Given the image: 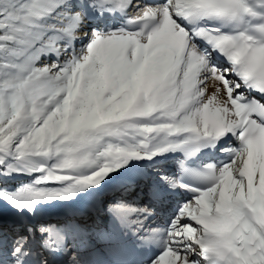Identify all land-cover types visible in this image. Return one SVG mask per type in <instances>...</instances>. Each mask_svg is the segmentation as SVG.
<instances>
[{
    "label": "snow or ice",
    "instance_id": "obj_1",
    "mask_svg": "<svg viewBox=\"0 0 264 264\" xmlns=\"http://www.w3.org/2000/svg\"><path fill=\"white\" fill-rule=\"evenodd\" d=\"M0 264H264V0H0Z\"/></svg>",
    "mask_w": 264,
    "mask_h": 264
}]
</instances>
